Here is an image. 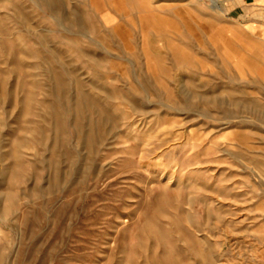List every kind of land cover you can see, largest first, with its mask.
I'll use <instances>...</instances> for the list:
<instances>
[{
  "label": "rangeland",
  "instance_id": "374dc122",
  "mask_svg": "<svg viewBox=\"0 0 264 264\" xmlns=\"http://www.w3.org/2000/svg\"><path fill=\"white\" fill-rule=\"evenodd\" d=\"M0 264H264V42L227 0H0Z\"/></svg>",
  "mask_w": 264,
  "mask_h": 264
},
{
  "label": "crops",
  "instance_id": "0c3cea01",
  "mask_svg": "<svg viewBox=\"0 0 264 264\" xmlns=\"http://www.w3.org/2000/svg\"><path fill=\"white\" fill-rule=\"evenodd\" d=\"M227 6L249 34L264 42V0H227Z\"/></svg>",
  "mask_w": 264,
  "mask_h": 264
}]
</instances>
